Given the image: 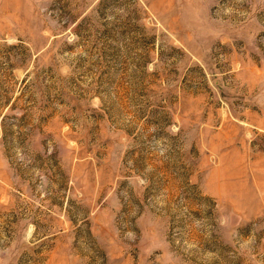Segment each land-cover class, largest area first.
Here are the masks:
<instances>
[{"label":"rangeland","instance_id":"rangeland-1","mask_svg":"<svg viewBox=\"0 0 264 264\" xmlns=\"http://www.w3.org/2000/svg\"><path fill=\"white\" fill-rule=\"evenodd\" d=\"M0 264H264V0H0Z\"/></svg>","mask_w":264,"mask_h":264}]
</instances>
